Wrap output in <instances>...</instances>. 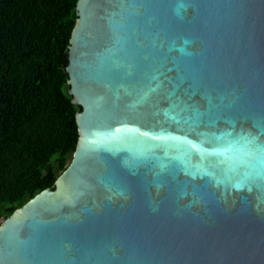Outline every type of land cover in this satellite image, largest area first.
I'll use <instances>...</instances> for the list:
<instances>
[{
  "label": "water",
  "instance_id": "95a60500",
  "mask_svg": "<svg viewBox=\"0 0 264 264\" xmlns=\"http://www.w3.org/2000/svg\"><path fill=\"white\" fill-rule=\"evenodd\" d=\"M75 10L76 147L0 264H264V0Z\"/></svg>",
  "mask_w": 264,
  "mask_h": 264
},
{
  "label": "trees",
  "instance_id": "16d2710c",
  "mask_svg": "<svg viewBox=\"0 0 264 264\" xmlns=\"http://www.w3.org/2000/svg\"><path fill=\"white\" fill-rule=\"evenodd\" d=\"M76 2L0 0V220L52 187L75 150L81 107L65 67Z\"/></svg>",
  "mask_w": 264,
  "mask_h": 264
},
{
  "label": "built area",
  "instance_id": "2783aa9c",
  "mask_svg": "<svg viewBox=\"0 0 264 264\" xmlns=\"http://www.w3.org/2000/svg\"><path fill=\"white\" fill-rule=\"evenodd\" d=\"M0 221H2V220H0Z\"/></svg>",
  "mask_w": 264,
  "mask_h": 264
}]
</instances>
